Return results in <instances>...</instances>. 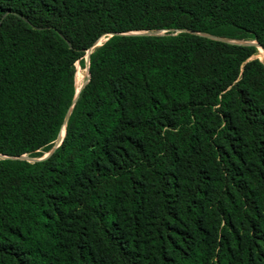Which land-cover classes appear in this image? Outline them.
<instances>
[{"label":"trees","instance_id":"16d2710c","mask_svg":"<svg viewBox=\"0 0 264 264\" xmlns=\"http://www.w3.org/2000/svg\"><path fill=\"white\" fill-rule=\"evenodd\" d=\"M259 45L264 0H0V264H264Z\"/></svg>","mask_w":264,"mask_h":264},{"label":"rangeland","instance_id":"374dc122","mask_svg":"<svg viewBox=\"0 0 264 264\" xmlns=\"http://www.w3.org/2000/svg\"><path fill=\"white\" fill-rule=\"evenodd\" d=\"M108 39V37H102L100 40H99V43H103L104 41H106ZM91 52V50L88 51L87 55L85 56V63H87L88 61V55L89 53ZM261 52L264 54V50L259 46V53L255 56V57H258L261 61L264 62V55L261 54ZM76 67H77V72L79 71L80 72V83H79V86L81 87L82 85H84L87 80H88V70H87V67H82L79 63H76ZM26 156V155H25ZM28 157V156H26ZM29 159H31L30 157H28Z\"/></svg>","mask_w":264,"mask_h":264},{"label":"water","instance_id":"95a60500","mask_svg":"<svg viewBox=\"0 0 264 264\" xmlns=\"http://www.w3.org/2000/svg\"><path fill=\"white\" fill-rule=\"evenodd\" d=\"M133 33H140V32H133ZM247 43V42H246ZM99 45H101V43H99V41L90 49V50H92L94 47H96V46H99ZM260 46V45H259ZM263 50H264V48L262 47V46H260ZM88 60H89V57H88ZM89 63V61H87V64ZM88 70V69H87ZM89 76H90V74H89V71H88V80H89ZM88 80H87V82H88ZM86 82V83H87ZM85 83V84H86ZM84 85H82L80 88H79V90H76V96L75 97H77L78 96V94H79V92H80V90H81V88L83 87ZM64 130L61 132V134H60V137H59V139H58V144L56 145V146H58L60 143H61V141H62V138H63V136H64ZM53 150H51L50 152H48V153H46L43 157H41V158H38V159H43V158H45V157H47L51 152H52ZM23 157H26L25 155L23 156Z\"/></svg>","mask_w":264,"mask_h":264},{"label":"bare ground","instance_id":"6f19581e","mask_svg":"<svg viewBox=\"0 0 264 264\" xmlns=\"http://www.w3.org/2000/svg\"><path fill=\"white\" fill-rule=\"evenodd\" d=\"M261 54H263L262 52H261ZM264 55V54H263ZM261 59V58H260ZM79 83H80V81H79ZM79 88H80V86H79V84H78V89L77 90H79Z\"/></svg>","mask_w":264,"mask_h":264}]
</instances>
